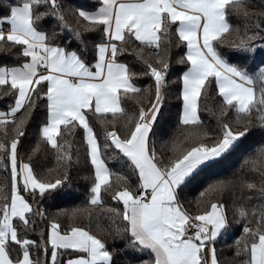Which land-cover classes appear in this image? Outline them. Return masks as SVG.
Listing matches in <instances>:
<instances>
[{"label":"snow or ice","instance_id":"6c2138e0","mask_svg":"<svg viewBox=\"0 0 264 264\" xmlns=\"http://www.w3.org/2000/svg\"><path fill=\"white\" fill-rule=\"evenodd\" d=\"M0 264H264V0H0Z\"/></svg>","mask_w":264,"mask_h":264},{"label":"trees","instance_id":"16d2710c","mask_svg":"<svg viewBox=\"0 0 264 264\" xmlns=\"http://www.w3.org/2000/svg\"><path fill=\"white\" fill-rule=\"evenodd\" d=\"M15 2V0H13ZM259 5V0H250V6L251 7H257ZM196 193H192L190 195L194 196Z\"/></svg>","mask_w":264,"mask_h":264}]
</instances>
